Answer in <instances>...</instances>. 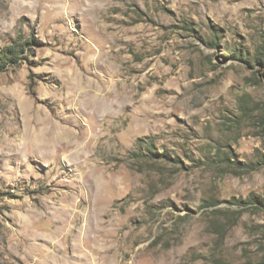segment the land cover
Returning <instances> with one entry per match:
<instances>
[{"label": "rangeland", "instance_id": "obj_1", "mask_svg": "<svg viewBox=\"0 0 264 264\" xmlns=\"http://www.w3.org/2000/svg\"><path fill=\"white\" fill-rule=\"evenodd\" d=\"M15 42L0 264L264 263V0H0Z\"/></svg>", "mask_w": 264, "mask_h": 264}, {"label": "trees", "instance_id": "obj_2", "mask_svg": "<svg viewBox=\"0 0 264 264\" xmlns=\"http://www.w3.org/2000/svg\"><path fill=\"white\" fill-rule=\"evenodd\" d=\"M190 28V27H189ZM25 45L15 42L11 45L0 48V71L6 70L10 66H17L20 64L22 56L24 54ZM253 61L261 62L260 64L264 66V43L261 45ZM150 144V142L148 143ZM150 152L154 153L150 150ZM257 200V201H254ZM261 201L260 198L256 196H251L243 201L242 203L255 204V202ZM264 202V201H263ZM264 264V263H263Z\"/></svg>", "mask_w": 264, "mask_h": 264}, {"label": "bare ground", "instance_id": "obj_3", "mask_svg": "<svg viewBox=\"0 0 264 264\" xmlns=\"http://www.w3.org/2000/svg\"><path fill=\"white\" fill-rule=\"evenodd\" d=\"M91 229H93V230H95V231H105L103 228H102V226L101 225H97V226H94V227H91ZM75 259H77L78 261L80 260V259H78V258H76L75 257Z\"/></svg>", "mask_w": 264, "mask_h": 264}]
</instances>
